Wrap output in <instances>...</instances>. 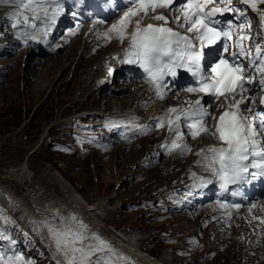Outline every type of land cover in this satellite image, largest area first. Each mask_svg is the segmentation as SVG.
I'll return each instance as SVG.
<instances>
[{"label": "rangeland", "instance_id": "374dc122", "mask_svg": "<svg viewBox=\"0 0 264 264\" xmlns=\"http://www.w3.org/2000/svg\"><path fill=\"white\" fill-rule=\"evenodd\" d=\"M250 14L255 29L257 17ZM4 29L1 27L2 33L8 34V41L19 47L16 31ZM82 40L47 58L21 53L0 62L2 70H8L5 77H0V208L16 220L11 219L16 231L17 227L24 229L25 239L30 238L33 245L28 247L24 237L17 234L14 239L19 242L18 253L31 264H63V259L53 258L52 240L40 237V232L48 236V229L44 225L37 229L28 217L24 220L23 212L15 216L10 201L22 200L30 206L27 194L32 192L41 203L55 206L64 200L71 209L68 196L76 192L85 200L84 207L108 202L113 211L100 207L95 212L105 224L104 232L146 256L149 264H264L263 249L237 244L235 234L240 225L232 234L229 229L219 233V226L214 224L205 229L204 215L167 210L168 205L174 204L167 192L191 162L161 161L144 168L141 160L150 154L160 137L146 138L133 146L112 144L120 137L111 138L102 131L103 121L112 118L107 112L135 109L136 91L132 85L117 95L96 92V82L90 75L98 63L89 64L87 42ZM54 57L61 65L46 67ZM120 83L116 80L113 87L120 88ZM24 164L30 176L20 183L19 169ZM78 212L81 214L82 210ZM90 214L83 209V215L77 218L82 221ZM1 221L5 223V219ZM6 250L10 254L15 251L11 247ZM117 259L118 255L112 257L113 264Z\"/></svg>", "mask_w": 264, "mask_h": 264}, {"label": "snow or ice", "instance_id": "6c2138e0", "mask_svg": "<svg viewBox=\"0 0 264 264\" xmlns=\"http://www.w3.org/2000/svg\"><path fill=\"white\" fill-rule=\"evenodd\" d=\"M5 2L7 0H0V3ZM45 2L46 0H18L16 6L36 12L38 8H43ZM257 2L264 3V0H238L239 5H247L253 11H256ZM217 4L224 7L213 6L206 11L209 5ZM173 5L175 7H170ZM156 8H166L170 11L178 9L182 15L175 18L176 28H183L185 33L194 35L181 34L180 31L168 27V19L162 15L155 16L154 19L163 20V27L148 24L147 27L141 28L140 21H137L135 29L127 36L130 44L121 58V63L138 64L147 73V82L156 86L161 99L164 98L161 88L165 86V76L176 77L178 69L191 74L195 86L183 90L196 95L203 93L208 99L203 102L201 99L195 100L190 111L169 109L170 114H175V120L168 121L169 131H172L173 124L179 125L180 113L183 112V123L190 129L189 135L193 139L205 133L226 145L210 148L211 156L204 158L206 164L203 165L206 171L217 178L221 189H227L228 185L248 182L253 177H264V111H257L252 106L255 104L252 97H246L249 91H255L246 87V84H253L255 80L253 67L260 73L261 78L257 83L261 90H264V45H256L257 55L248 61L246 68L242 58L249 57L251 51L243 46V41L250 38L249 34L241 32L234 44L238 51H232L230 58L226 55L229 52L228 45L220 43L222 38L232 39L230 29L233 26L243 29L245 25H233L232 21H228L229 31L215 27L220 23L215 19L217 14L236 12V18L240 19L242 16L246 17L245 9L233 7L232 0H128L124 17L109 31L115 32L123 43L132 18L141 12L146 16ZM24 19L27 21L28 17ZM261 19L264 22V16ZM217 101H220L219 105ZM261 103L264 104V100ZM206 107L225 110L217 120L216 116L206 111ZM160 126H163V122ZM181 138L182 134L177 133V140ZM172 147L178 148L179 144L173 141ZM190 150L186 148L180 154ZM250 169L256 171L250 172ZM210 183L212 181L201 178L199 184L194 186L204 187ZM44 227L48 229L57 254L63 257V264H113L112 257L117 253L97 234L89 233L87 226L77 217H59L58 220L45 222ZM4 239L10 240L0 231V240ZM0 264L31 262L26 261L19 253L8 254L0 250Z\"/></svg>", "mask_w": 264, "mask_h": 264}, {"label": "bare ground", "instance_id": "6f19581e", "mask_svg": "<svg viewBox=\"0 0 264 264\" xmlns=\"http://www.w3.org/2000/svg\"><path fill=\"white\" fill-rule=\"evenodd\" d=\"M82 42L84 43V41L82 40ZM76 45V44H75ZM129 46V42L128 41H125L124 40V51H126V49L128 48ZM85 50H88L87 47H88V44L86 43L85 45ZM73 48V47H72ZM124 52L122 51V47L119 49L118 51V54H123ZM75 58V57H74ZM86 58V56L84 58L81 59V61H83L84 59ZM90 62L89 64H95V63H98V67H97V70L93 72V74L90 75V79H93L94 81V77H96L99 73H100V70H101V63L104 59V57H102L100 54L96 55V56H90ZM54 59H57V58H53L52 62L48 63L46 65L49 66V65H61L62 62H55ZM58 61V60H57ZM37 63V62H36ZM39 63V62H38ZM68 63V62H67ZM66 64V63H65ZM73 64V63H72ZM64 66V65H63ZM71 66V65H70ZM65 68V67H64ZM91 73V72H90ZM92 76V78H91ZM101 76V75H99ZM41 78V77H40ZM42 80V79H41ZM44 81V80H43ZM91 82V81H90ZM132 86V85H131ZM128 87H124L123 88V91H126ZM131 88V87H130ZM122 91V92H123ZM125 93V92H124ZM123 93V94H124ZM104 94V93H103ZM111 98V97H110ZM118 98V97H117ZM114 99V98H113ZM123 101H125V99H123ZM127 101V100H126ZM128 102V101H127ZM217 108H213V107H209L206 111L208 113H211L212 115H214L215 111H216ZM129 117H132V118H129ZM125 119H120V121H117V117L116 118H113L111 120H108L106 122L103 121V123L105 125H107L108 127L110 126H115V124H121V126H124V125H130V124H136V123H141L136 117L134 116H129ZM148 116H146V118H148ZM153 139V138H152ZM159 142V141H158ZM151 145V144H150ZM155 148V147H154ZM151 151V150H149ZM207 154H210V151H206ZM149 155V154H148ZM172 163V162H171ZM177 163V162H176ZM165 165V164H164ZM167 166V165H166ZM187 166V165H186ZM165 167V166H163ZM20 176H22L21 180L19 181L20 183L24 180V179H28L29 177L27 176H30L29 175V171H28V168H27V165L24 164L20 169ZM183 171V170H182ZM55 174V173H54ZM192 180H194V176H192ZM70 188V187H69ZM30 199H31V204L32 205H28V203L26 204L27 205V213L29 214V221L31 220L32 222V225L35 226L37 229L39 228H43V225L45 224V222L47 221H53V220H58L59 217H68V216H75V217H78L80 218L81 215H83V209H85L86 212H91V216L87 218H82V221L85 222V225L87 226L88 228V232L89 233H95L97 234L99 237H101L103 240H105L110 246L111 248L114 250L115 253H117L118 255V259L117 261H114L115 264H149L148 263V260L146 259V256L144 257L143 255H141L140 253L136 252L132 247H130L129 245L127 244H119L116 239H114V237L111 235V234H106L104 232V227H105V224L101 221V219L99 218V216L95 213L98 209L101 208H106L107 211H113L114 208H108V202H104L102 204H100L99 206H95V205H88L86 204V206L84 207V204L83 202H85V200L80 199L78 197V194L76 192H72V194H69L70 196H68V198L71 200L70 201V206H72V208L70 209L68 206H69V203L64 200H59L57 201L56 203L58 205H46L44 204L43 202L41 203L40 200H36V198H33V193L30 192L29 194H27ZM66 196V195H64ZM63 199V198H62ZM13 200V199H12ZM15 202H24L22 200H14ZM78 204V205H77ZM76 206H78V209L76 208ZM81 214L78 212V211H81ZM200 218V217H199ZM203 219V218H202ZM207 221V220H206ZM30 222V224H31ZM240 222H237V224L239 225ZM31 225V226H32ZM215 225V224H214ZM35 228V229H36ZM213 228V227H212ZM32 229V228H31ZM216 229V228H215ZM213 229V230H215ZM237 229V228H236ZM34 230V229H33ZM32 230V231H33ZM38 231V230H37ZM36 231V233H38ZM40 231V230H39ZM203 231V229H202ZM210 231V230H208ZM220 231V230H219ZM226 231V230H225ZM42 233V232H40ZM236 233V232H235ZM48 234V233H47ZM198 234V233H197ZM200 234V233H199ZM224 234H229L227 232H225ZM216 235V234H215ZM222 235V234H221ZM235 235H237L239 237L240 235V232L238 231ZM218 236V235H217ZM222 237V236H221ZM218 238V237H217ZM228 238V237H227ZM47 239L48 241H51L50 239V236L48 235L47 236ZM226 239V238H225ZM239 239V238H238ZM231 240V239H230ZM237 240V239H236ZM47 241V242H48ZM237 244H239L241 246V242L239 240H237ZM206 242V241H205ZM216 242V240H215ZM229 242V241H228ZM232 242V240H231ZM235 243V242H234ZM46 244V243H45ZM48 244V243H47ZM46 244V245H47ZM50 244V243H49ZM48 244V245H49ZM236 245V244H235ZM246 246V245H245ZM212 247V246H211ZM264 250V249H263ZM53 253H54V257L56 260L57 259H63V257L59 254H57L56 252V248H53ZM261 251V250H260ZM120 257H123V259H119ZM54 259V260H55ZM151 262V261H150Z\"/></svg>", "mask_w": 264, "mask_h": 264}, {"label": "trees", "instance_id": "16d2710c", "mask_svg": "<svg viewBox=\"0 0 264 264\" xmlns=\"http://www.w3.org/2000/svg\"><path fill=\"white\" fill-rule=\"evenodd\" d=\"M53 145V144H52ZM51 145V147H52ZM5 219V223H2L1 219ZM4 222V221H3ZM0 231H3L5 236L9 237V239L1 240L3 242H6L11 249H15L14 253H18V246L19 242L18 240L14 239V236H17L18 232L15 229V224L8 218L6 214H4L0 208ZM10 241H14V244H11ZM6 253L9 254L8 250H5Z\"/></svg>", "mask_w": 264, "mask_h": 264}]
</instances>
